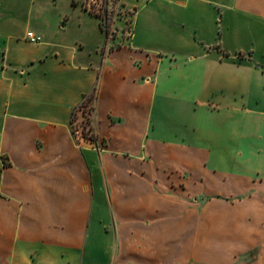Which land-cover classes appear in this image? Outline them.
I'll use <instances>...</instances> for the list:
<instances>
[{"label":"crops","instance_id":"crops-1","mask_svg":"<svg viewBox=\"0 0 264 264\" xmlns=\"http://www.w3.org/2000/svg\"><path fill=\"white\" fill-rule=\"evenodd\" d=\"M54 1L0 0V264H264V0Z\"/></svg>","mask_w":264,"mask_h":264},{"label":"rangeland","instance_id":"rangeland-1","mask_svg":"<svg viewBox=\"0 0 264 264\" xmlns=\"http://www.w3.org/2000/svg\"><path fill=\"white\" fill-rule=\"evenodd\" d=\"M49 5L54 4V0H49ZM120 0H98L93 4V9L101 18L103 28L106 31L107 48H112L126 42L131 32V13L121 10ZM95 5V6H94ZM92 98L85 100L87 107L78 112L74 123V132L77 136L82 137L89 134L90 107Z\"/></svg>","mask_w":264,"mask_h":264},{"label":"built area","instance_id":"built-area-1","mask_svg":"<svg viewBox=\"0 0 264 264\" xmlns=\"http://www.w3.org/2000/svg\"><path fill=\"white\" fill-rule=\"evenodd\" d=\"M106 1H107V0H106ZM26 39H27L30 43H34V44L40 42V37L34 35V34L31 33V32H27V33H26ZM73 127H74V126H73Z\"/></svg>","mask_w":264,"mask_h":264},{"label":"trees","instance_id":"trees-1","mask_svg":"<svg viewBox=\"0 0 264 264\" xmlns=\"http://www.w3.org/2000/svg\"><path fill=\"white\" fill-rule=\"evenodd\" d=\"M87 97H89V99H90V98H93V97H94V94L88 95ZM87 97L83 98L81 104L79 105V109H85V108L87 107V105L85 104V100L87 99ZM87 109H88L89 112L91 113V108L88 107ZM74 116H75V115H74ZM74 116H73V117H74ZM2 166L4 167L5 164H3Z\"/></svg>","mask_w":264,"mask_h":264}]
</instances>
